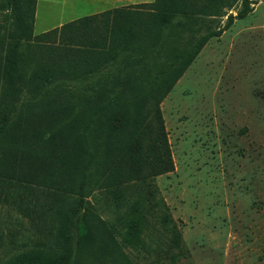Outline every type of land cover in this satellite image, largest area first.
Segmentation results:
<instances>
[{"label": "rangeland", "instance_id": "374dc122", "mask_svg": "<svg viewBox=\"0 0 264 264\" xmlns=\"http://www.w3.org/2000/svg\"><path fill=\"white\" fill-rule=\"evenodd\" d=\"M252 7L245 18L210 39L172 88L157 81L147 106L162 97L161 119L146 109L150 129L129 145L117 185L106 183L103 157L92 168L85 202L90 217L87 241L98 248V264H264V0H255ZM101 8L94 0H38L33 33L38 36ZM241 10L236 1L224 12L237 15ZM11 17L10 9L0 7V53L2 36L12 29ZM226 22V16L217 17L211 26ZM182 33L169 36L167 49L190 37L187 30ZM139 70L135 65L128 72L113 68L81 83L67 82L63 95L57 96L66 103L58 114L72 117L83 103L95 110L109 98L119 99L123 85L140 75ZM56 92L48 89L43 100ZM40 110L34 106L29 119ZM47 119L37 129L28 121L45 149L38 156V175L43 170L54 173L65 154L64 136L50 135ZM102 123L98 121V129ZM159 126L165 129L171 168L156 175L148 149ZM22 186L15 183L10 204H0V226L6 233L0 258L4 261L15 248L44 236L54 251L48 260L54 262L59 255L54 249L64 250L66 244L60 218L73 212L74 193ZM18 195L27 204L40 201L41 208L29 212L33 222L12 208L11 201L18 205ZM50 205L52 210L45 213ZM105 245L119 249L103 254Z\"/></svg>", "mask_w": 264, "mask_h": 264}, {"label": "trees", "instance_id": "16d2710c", "mask_svg": "<svg viewBox=\"0 0 264 264\" xmlns=\"http://www.w3.org/2000/svg\"><path fill=\"white\" fill-rule=\"evenodd\" d=\"M233 1L241 3L237 15L224 12L234 7ZM254 2L155 0L82 17L35 36L36 0H0L1 9H10L12 16V29L1 38L0 53V204H10L15 183L33 191L40 187L43 193L67 190L75 196L73 212L60 218L65 222L66 244L64 250L53 248L59 251L54 262L48 260L54 253L51 242L40 236L34 240L29 237L32 242L15 248L6 260L0 258V264H98L94 260L98 248L87 241L90 217L85 202L90 195L92 168L103 157L106 183L117 185L129 145L150 129L146 109L161 119L162 97L147 106L148 95L157 90V81L172 88L210 39L220 37L235 20L245 18ZM222 16L227 17L225 26L212 27L214 18ZM185 30L190 37L180 41L177 48L167 49L169 36H182ZM133 65L140 67V75L123 85L119 99L109 98L95 110L83 103L72 117L58 114L66 103L57 96L63 95L67 82L81 83L113 68L128 72ZM48 89L57 92L45 102ZM37 104L41 110L29 119ZM50 111L53 117L48 116ZM46 117L50 135L57 132L64 136L65 154L54 173L43 170L38 175V156L45 149L36 129L43 126ZM29 120L36 123V129L30 128ZM153 134L148 158L156 175H161L171 168L169 145L163 126ZM23 198L18 195L14 198L18 205L11 201V206L33 222L29 212L40 209L41 203L28 201L29 205ZM49 210L51 205L45 213ZM161 220L168 222L166 216ZM8 234L16 233L9 230ZM5 235L0 226V249L6 248ZM102 249L103 254L113 255L119 248L105 245Z\"/></svg>", "mask_w": 264, "mask_h": 264}, {"label": "crops", "instance_id": "0c3cea01", "mask_svg": "<svg viewBox=\"0 0 264 264\" xmlns=\"http://www.w3.org/2000/svg\"><path fill=\"white\" fill-rule=\"evenodd\" d=\"M94 2L95 3L97 2L98 4H100V7H103V8L100 9L102 12H105V11L111 10V9H115V8L128 7V6H131V5L153 3L150 0H94ZM117 5H121V6H117ZM37 6H38V0H36V10H37ZM104 9H106V10H104ZM95 11H97V13H93L92 12L88 16L102 13V12H98L99 10H95ZM62 12H64V10ZM36 17H37V11L35 13V22H36ZM61 17H65V16L62 15ZM68 17H78V16L70 15ZM74 20H76V19H72L69 22L74 21ZM66 23H68V22H66ZM66 23H60L56 28L66 24ZM34 25H35V23H34ZM53 29H55V28H52L51 30H53ZM51 30H48V31H51Z\"/></svg>", "mask_w": 264, "mask_h": 264}]
</instances>
